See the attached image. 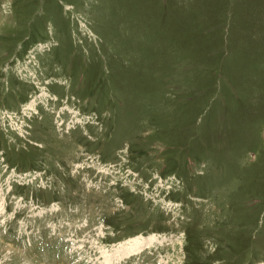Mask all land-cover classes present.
<instances>
[{"label":"rangeland","instance_id":"1","mask_svg":"<svg viewBox=\"0 0 264 264\" xmlns=\"http://www.w3.org/2000/svg\"><path fill=\"white\" fill-rule=\"evenodd\" d=\"M0 264H264V0H0Z\"/></svg>","mask_w":264,"mask_h":264},{"label":"bare ground","instance_id":"2","mask_svg":"<svg viewBox=\"0 0 264 264\" xmlns=\"http://www.w3.org/2000/svg\"><path fill=\"white\" fill-rule=\"evenodd\" d=\"M139 244H137V246H138ZM132 247V246H131ZM118 253V252H117Z\"/></svg>","mask_w":264,"mask_h":264}]
</instances>
